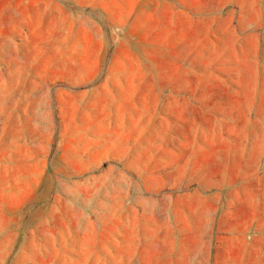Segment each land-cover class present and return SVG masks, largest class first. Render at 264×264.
<instances>
[{"label":"rangeland","instance_id":"rangeland-1","mask_svg":"<svg viewBox=\"0 0 264 264\" xmlns=\"http://www.w3.org/2000/svg\"><path fill=\"white\" fill-rule=\"evenodd\" d=\"M0 264H264V0H0Z\"/></svg>","mask_w":264,"mask_h":264}]
</instances>
